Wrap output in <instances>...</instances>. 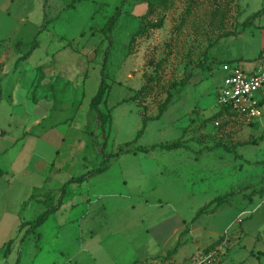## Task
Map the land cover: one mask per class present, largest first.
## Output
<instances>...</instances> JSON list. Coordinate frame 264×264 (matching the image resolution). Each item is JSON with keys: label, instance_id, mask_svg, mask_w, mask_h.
<instances>
[{"label": "rangeland", "instance_id": "1", "mask_svg": "<svg viewBox=\"0 0 264 264\" xmlns=\"http://www.w3.org/2000/svg\"><path fill=\"white\" fill-rule=\"evenodd\" d=\"M152 1L148 14L147 0H0V264H189L220 237L222 264H264V116L214 117L222 65H264V13L244 27L264 0ZM160 19L161 28L144 26ZM45 64L70 81L54 88V105L36 112L47 119L34 127V67L41 72ZM104 74L105 128L90 108ZM182 80L188 83L176 85ZM34 135L56 147L65 136L61 152L72 155L41 174ZM77 137L87 140L83 159L77 139H68ZM177 140L189 148L121 153L105 175L69 183L61 209L30 230L71 176L102 165L128 142ZM155 167L161 173L151 174ZM197 169L204 181L194 184ZM47 192L53 205L41 201ZM157 229L166 240L153 237Z\"/></svg>", "mask_w": 264, "mask_h": 264}, {"label": "trees", "instance_id": "2", "mask_svg": "<svg viewBox=\"0 0 264 264\" xmlns=\"http://www.w3.org/2000/svg\"><path fill=\"white\" fill-rule=\"evenodd\" d=\"M124 3V1H123ZM148 3V14L153 13L154 11V2L152 0H147ZM264 13V8H262L261 10L257 11L256 13L252 14L249 18V22H244V27L247 28L250 24L253 25L256 21H253L255 19H257L261 14ZM122 14V7H119L116 12L114 13V15L109 19V21L107 22L106 26L109 29L110 27L114 26L117 21L119 20V17ZM251 21H253L251 23ZM250 23V24H249ZM164 25V20L160 19V20H155V21H148L147 24H145L144 26H147V28H161ZM250 25V26H251ZM147 28H141L138 32H136L131 40V43L134 41L135 37L137 36V34L141 33L142 31H145V29ZM188 83V80H182L179 84L176 85H186ZM175 85V84H174ZM145 85H143L140 91H144L145 90ZM109 95V84H107L106 82V78H105V74L102 77V81L100 83L99 89L96 93V95L93 97L91 104H90V108L92 113L94 114V117H96V119L98 121H100V123H102V126L105 128L107 123L111 120V114L105 112L104 110H102L101 106L103 103L107 102V98ZM173 98V94L169 93L167 99L165 100V102L160 106V110L159 113L157 114V116L155 117V119H159L162 117V115L164 114L167 105L171 102ZM237 116L236 113H234L233 111H231L230 108L228 107H222L217 114L214 117H227V116ZM148 122V117L147 116H143V126L142 128L139 130L138 132V137L143 133L146 125ZM220 124V122H219ZM133 142H128L126 144L127 147L125 146H121L119 148V150L115 153H110L106 155V158L104 159L105 161H103V164L92 169L89 170L85 173H83L80 176H75L73 178H71V180L65 184L62 189H61V196L58 199V203L56 205H53L54 202L56 201V198L54 197V193L53 192H48V194L46 195V198L44 199V203L48 206V205H53L54 207L50 206L48 209H46L42 214H40L35 220L29 222L30 225V230L31 231H37V229L48 219V217L50 216L51 213L55 212L57 209H59L61 207V205L63 204V196L65 195L66 192V188L67 185L69 183L72 182H77V183H83L84 181H86L87 179L93 177L94 175L98 174V173H102L104 171H106L109 168V160L112 157L118 156L121 153H125V152H134L137 153L138 151H143V152H149L150 150H154L155 148H157L158 146L164 149H168V150H172V149H179V148H183V147H187L189 148L185 142H182L180 140H177L173 143H165V144H160V145H152L150 147H141V146H133L132 145ZM227 149H229L227 147ZM230 150V149H229ZM229 195V193H226L222 196H218L215 200L218 204L222 203L223 201L226 200V198H223L224 196ZM205 211V207H202L198 213L197 216L198 217L200 214H202ZM25 223L22 224L20 230H22V228L24 227ZM41 235V234H40ZM224 240L223 237H220L218 240H216V242L214 244H212V246L208 247L205 251H209L210 249H212L213 247H215L217 244L221 243ZM14 240H10L7 244H6V253H8L10 251V247L13 244ZM181 242H179L173 249H170L167 256L168 257H172L173 255H175L180 247ZM264 253V252H263Z\"/></svg>", "mask_w": 264, "mask_h": 264}, {"label": "crops", "instance_id": "3", "mask_svg": "<svg viewBox=\"0 0 264 264\" xmlns=\"http://www.w3.org/2000/svg\"><path fill=\"white\" fill-rule=\"evenodd\" d=\"M17 59H15V61H17ZM50 65H46L43 66L45 69L41 72L38 71V67H34V121L32 124H34L35 126H41L43 124V122L47 119V113L46 112H42L41 114L39 113L38 115H36V112L39 111V109H41L42 105H46L47 108H49V106H53L54 105V95L53 90L56 87L57 90L58 89H64V86L67 85V83L70 81V77L67 74H64L62 72L59 71H52L51 67H49ZM59 72V73H58ZM53 81H54V85H53ZM60 81V82H58ZM65 94H68L67 91L63 92ZM70 96V94H68ZM220 110V108H219ZM218 110V111H219ZM34 159L37 158V160H39V162H36L37 165V170L40 171L41 174H50L53 172L55 164L57 162V159H59V157H61L62 159H66L69 158L70 155H72L71 152H61L62 148H64V143L66 142L67 138L64 136L62 141L59 142L58 147H56V145H54L49 138H44L43 135H34ZM70 141L72 140H76L78 142V147H76L79 151H78V155L80 158H84L83 157V153L86 151L87 148V140L85 137H77V138H68ZM39 149V150H38ZM71 150V149H70ZM56 151V152H55ZM55 153L56 157H51L52 153ZM71 153V154H70ZM50 154V155H49ZM70 154V155H69ZM75 154V153H73ZM137 154V153H135ZM67 155V156H66ZM120 156H117V159ZM67 160V159H66ZM29 165V163H28ZM111 168V163L109 162V168L102 172V173H98L96 175H94L93 177L87 179L86 181L83 182V184L85 183H90V181L97 177V176H103L105 175L107 172H109ZM192 169V168H191ZM180 171H184L183 167H181V169L177 168V172ZM202 169H197L196 171L192 170L191 172L194 173L196 172L195 177L189 178V180L191 179V181L193 180V183L196 184L197 182L204 181V178L201 176V174H197L198 171H201ZM176 171V169H175ZM187 171V169H186ZM161 173V170H159V168L155 167V169H153L152 171H150L151 174L154 173ZM189 173V172H188ZM75 177V175L70 177L71 178ZM69 180V181H70ZM127 181H125L126 183ZM72 183H77V182H72ZM127 184V183H126ZM36 189H42V188H36ZM44 189V188H43ZM48 194V192L43 196V198L41 199V201L44 203V199L46 198V195ZM64 204V201H63ZM63 204L61 205V207L63 206ZM61 207L59 209H61ZM58 209V210H59ZM57 210V211H58ZM55 211V212H57ZM54 212V213H55ZM183 224L181 223L180 225H178L177 227H175L173 232H178L179 230H181L183 228ZM163 230L161 229H157L155 232V235H153L154 238H158L159 240H161L160 238L166 240V237L163 235L162 233ZM150 232V230H149ZM161 242V241H160ZM134 264V263H133Z\"/></svg>", "mask_w": 264, "mask_h": 264}, {"label": "built area", "instance_id": "4", "mask_svg": "<svg viewBox=\"0 0 264 264\" xmlns=\"http://www.w3.org/2000/svg\"><path fill=\"white\" fill-rule=\"evenodd\" d=\"M225 73L223 84L217 89V103L228 107L242 119L257 121L264 116V65L251 70L239 62H226L222 65ZM216 124H219L217 121ZM226 240L197 254L189 264H222Z\"/></svg>", "mask_w": 264, "mask_h": 264}]
</instances>
